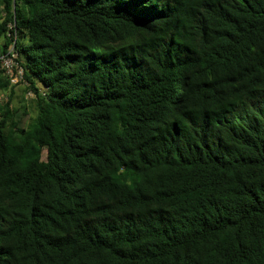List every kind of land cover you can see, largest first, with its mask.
<instances>
[{"label":"trees","instance_id":"16d2710c","mask_svg":"<svg viewBox=\"0 0 264 264\" xmlns=\"http://www.w3.org/2000/svg\"><path fill=\"white\" fill-rule=\"evenodd\" d=\"M0 41V264H264V0H0Z\"/></svg>","mask_w":264,"mask_h":264},{"label":"rangeland","instance_id":"374dc122","mask_svg":"<svg viewBox=\"0 0 264 264\" xmlns=\"http://www.w3.org/2000/svg\"><path fill=\"white\" fill-rule=\"evenodd\" d=\"M1 42V41H0ZM3 55L0 53V73L4 70L5 75H14V82L16 84L15 91H14V96H13V105L19 108L20 113H23L25 110L26 112L29 113L30 116L35 115V110L33 109L31 99H32V93L26 91V85L25 83H21L19 79H16L17 72L15 69H17V63L12 58L11 60L6 59L10 62L9 65V70L7 71V67L4 63ZM10 92H5V91H0V103L6 102L8 95ZM28 119V118H27Z\"/></svg>","mask_w":264,"mask_h":264},{"label":"built area","instance_id":"2783aa9c","mask_svg":"<svg viewBox=\"0 0 264 264\" xmlns=\"http://www.w3.org/2000/svg\"><path fill=\"white\" fill-rule=\"evenodd\" d=\"M3 59H5V60H4V63H5V65H6V67H7V71H8V70H9L10 62H9L8 60H6V59L11 60L12 58H11V57H5V56H3ZM16 79L18 80V77H16ZM12 81L14 82V78L12 79Z\"/></svg>","mask_w":264,"mask_h":264}]
</instances>
